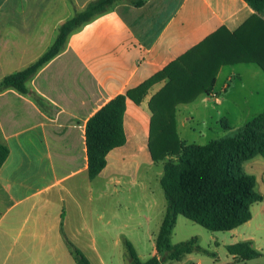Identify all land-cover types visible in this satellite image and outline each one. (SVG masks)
<instances>
[{"label":"crops","instance_id":"1","mask_svg":"<svg viewBox=\"0 0 264 264\" xmlns=\"http://www.w3.org/2000/svg\"><path fill=\"white\" fill-rule=\"evenodd\" d=\"M143 1L141 7L129 1L118 4L70 34L62 51L27 81V93L0 92V143L10 151L0 169V264H77L68 241L91 264H130L124 237L146 262L138 234L143 226L150 227L155 209L146 180L155 174L161 183L164 160L177 154L182 142L199 144L182 135L180 128L190 118L179 119L180 109L203 102L206 110L212 103L215 125L225 128L219 138L264 112V71L249 51V39L259 27L257 21L248 25L256 16L264 20V12H256L246 0ZM23 17L28 28L11 32L24 39L7 60L6 70H12L5 76L37 62L53 40V30L46 27L51 16ZM244 27V41L235 46L244 61L204 65L210 68L207 80L204 70L194 75L205 79L206 87L214 77L212 95L198 93L184 101L195 80L190 69L203 60L199 47L221 30L234 34ZM247 80L252 87L239 95L237 85ZM118 95L127 98L126 142L108 154L105 169L92 180L87 124ZM235 110L247 119L232 123ZM156 167L159 171L152 172ZM243 170L256 177L262 200L252 205L250 221L214 240L228 253L229 246L243 242L263 253L264 157L244 162ZM139 194L148 208L139 209L134 200ZM156 238L150 258L158 255ZM202 262L187 254V264ZM231 263L246 262L229 254L225 264Z\"/></svg>","mask_w":264,"mask_h":264},{"label":"trees","instance_id":"2","mask_svg":"<svg viewBox=\"0 0 264 264\" xmlns=\"http://www.w3.org/2000/svg\"><path fill=\"white\" fill-rule=\"evenodd\" d=\"M123 1H129L135 7L144 4L143 0L91 1L84 10L64 23L54 46L37 62L24 70L5 76L0 82V92L15 89L27 93V81L62 51L69 35L75 29L108 13L116 4ZM246 1L256 12H264V0ZM254 21L258 22L259 30L249 39V43H252L249 51L253 61L264 71V20L256 16L248 25ZM243 30L245 27L234 34L221 30L199 47L203 60L196 61L194 69H190L195 80L189 83L190 94L184 101L191 102L200 93L210 94L212 91L214 77L206 87L207 84L203 82L205 79L200 80V75V77L194 75L195 72L197 74L204 70L203 75L206 74L207 80V71L210 68H202L204 65L216 66L220 60L226 65L244 61L240 58L239 52L235 51V46L244 41ZM126 109V96L118 95L88 121L86 145L88 173L92 180L105 169L108 154L126 142L124 130ZM9 154L8 147L0 143V169ZM258 155L264 157V112L228 137L214 139L204 145L196 143L188 145L182 142L177 154L169 153L164 160V173L161 178L167 209L156 238L158 255L143 262L133 244L125 240L124 245L130 264H162L166 260H181L187 254L202 251L196 246V239L177 245L172 244L171 235L180 215L213 232L232 231L250 221L252 205L261 201L262 196L256 190V177L246 174L243 164ZM68 246L77 264H91L74 244L68 241ZM228 251L238 262L259 259L264 255L256 250L251 242L229 246Z\"/></svg>","mask_w":264,"mask_h":264},{"label":"rangeland","instance_id":"3","mask_svg":"<svg viewBox=\"0 0 264 264\" xmlns=\"http://www.w3.org/2000/svg\"><path fill=\"white\" fill-rule=\"evenodd\" d=\"M84 1L86 0H0V82L5 77V73L12 70V68L6 70V66L8 65L7 60L15 55L14 51L17 50L15 48L20 45V41L24 39L21 38V36L13 35L11 32L20 31L22 28H28L27 22H25L23 16H51L46 19V27L53 30L51 48L59 38L60 29L64 23L73 18L78 12L84 10L89 4H85ZM123 3L127 2L123 1L118 4ZM57 19H59V21H57ZM81 27L75 29L72 33L79 30ZM237 86L236 92L239 95H246L252 87V84L250 80H247L244 85L240 84ZM208 95H212V91ZM250 103L249 100L248 104ZM241 104H244V102L242 101ZM203 105V102H198L190 105L187 109L186 107H182L179 113V119H185L186 117L190 118L187 127L183 126L180 128L182 135L188 137L189 141H195L199 144H205L210 140L218 139L220 137L219 131L225 129L215 125V120L218 119V115L212 109V103L210 104V109L208 108L206 110H204ZM253 111L256 112L257 110L253 109ZM220 113L223 114V111ZM249 113H251V111H245L246 115H249ZM229 119L234 124H240L247 118H244V113L242 114L240 111L235 110V113H232ZM203 121L206 124H203ZM206 127H208L209 130H207ZM202 134L204 135L201 136ZM158 171L159 169L157 167L152 169V172L156 173ZM145 175H148V173L146 172ZM156 180L155 174H151V179L149 178L146 180L147 184L154 192L153 206L155 205V209L150 227L145 225L139 229L138 235L140 239L139 241L141 242L138 244V247L144 261L150 259V254L153 250L155 238L159 232L167 204L162 185ZM134 200L137 201L140 210L148 208L146 200L142 198L141 194H139V197H135ZM130 201L129 198H126V204H129ZM162 211L163 215L161 214ZM223 236L228 237L226 232L210 231L180 215L178 216L176 227L171 235V242L172 244L177 245L196 239V246L205 249L206 252L203 250L195 251L192 255L202 258V264H225L230 253L227 252L225 247H219L220 245L216 244L214 240L215 238L221 240V237ZM123 239L128 240L126 237ZM213 252H215V255ZM186 257L187 255L181 260H166L162 264H187ZM198 260L199 259L195 260L196 263H198ZM256 260L258 261L252 260L253 263L246 262L243 264H264V255L261 259Z\"/></svg>","mask_w":264,"mask_h":264}]
</instances>
